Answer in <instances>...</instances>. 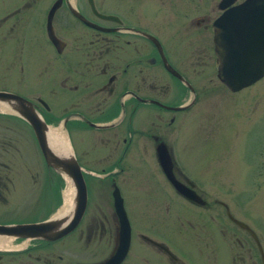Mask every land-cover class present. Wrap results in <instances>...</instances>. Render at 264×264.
<instances>
[{"label":"flooded vegetation","instance_id":"flooded-vegetation-1","mask_svg":"<svg viewBox=\"0 0 264 264\" xmlns=\"http://www.w3.org/2000/svg\"><path fill=\"white\" fill-rule=\"evenodd\" d=\"M242 3L0 0V227L51 217L63 227L76 220L74 194L69 210L59 214L67 177L46 165L40 153L34 132L42 125L48 144L52 131L60 135L62 149L52 150L73 156L85 186L84 208L61 236L19 238L0 229V264H189L183 247L172 243L175 212L162 225L160 214L142 208L131 216L127 209L129 193L117 179L128 181L130 165L123 159L134 151L150 160L149 173L157 180L151 194L138 195L167 198L171 206L176 198L184 200L188 237L200 232L207 239L218 227L220 262L207 253V264H264V240L253 220L239 217L241 203L254 199L258 177L264 176L258 83L232 91L217 77V82L195 80L199 72H217L212 44L217 18L223 17V38L230 37L225 48H253L252 27L233 12ZM199 104L206 117L200 146L192 127ZM241 109L240 126L232 118ZM22 114H34L41 125ZM243 134L248 136L240 149ZM234 135L236 142L229 144ZM194 142L200 165L193 164L196 174L184 173L175 148L185 153ZM160 143L171 160L172 178L187 196L160 170L155 150ZM110 152L115 156L104 160ZM162 179L164 192L156 186ZM62 182L66 186L59 194ZM101 184L110 189L99 192ZM114 189L122 217L112 201ZM31 212V220L18 217ZM191 213L201 214V225ZM209 243L215 254L214 241Z\"/></svg>","mask_w":264,"mask_h":264},{"label":"water","instance_id":"water-1","mask_svg":"<svg viewBox=\"0 0 264 264\" xmlns=\"http://www.w3.org/2000/svg\"><path fill=\"white\" fill-rule=\"evenodd\" d=\"M237 14L238 18L243 19V22L248 21L249 26L252 27V30L248 32V37L250 42L253 44V48H242L235 46L230 48L231 50L224 47L223 43L230 41L229 35L223 38V17L217 18L212 24L214 28L213 32V42L214 45V55L217 59L216 64L218 69L216 72V77L220 82L232 91H235L244 86H248L249 83L253 81H258L260 78L264 77V0H244L241 6L237 7L234 11ZM239 35V34H238ZM225 36V34H224ZM247 37H242V39ZM235 40V38H233ZM238 41L237 39L234 44ZM237 49V50H236ZM248 50L246 53H233L234 50L239 51ZM34 115V114H33ZM31 114H25L22 116L24 119H27L31 124H40L39 118ZM44 126L42 129H35L34 135L37 140L36 144L40 148V153L43 155L46 165H51L54 169L57 170V173L65 175L69 180L70 184L73 185L72 194H74V209L78 210L76 212V220L78 219L81 210L84 208L85 200V186L82 182L81 174L79 173L78 166L74 163V158L71 154L58 153L54 152L51 146L48 144L45 135L43 133ZM163 144L160 143L156 147L157 150L156 160H158L159 168L163 171L164 177L170 181L174 189H176L181 195L187 196L189 193L184 189L183 184L181 185L177 180L172 178L171 173V160L168 159V154L166 149L163 148ZM112 192L114 199L112 200L116 209L119 210V215L122 217L123 212L122 205L120 202V197L116 190ZM75 220V221H76ZM74 217L72 222H68L65 226L60 227V219L56 217H51L50 219L43 220L41 222L26 223V224H17L11 226L0 227L3 233L11 235H17L21 237H34L39 236L48 237L47 233H50L53 238L58 235H62L64 232H67L68 229H71L75 223ZM244 227V226H243ZM247 228V227H244Z\"/></svg>","mask_w":264,"mask_h":264},{"label":"rangeland","instance_id":"rangeland-1","mask_svg":"<svg viewBox=\"0 0 264 264\" xmlns=\"http://www.w3.org/2000/svg\"><path fill=\"white\" fill-rule=\"evenodd\" d=\"M214 70L212 72H207V74H202V73H198V77L196 78L195 74H192V76L195 75V80L196 81H206L208 79H210L211 81H216L217 82V78L216 75H214ZM258 93H259V104H260V114H261V124H262V134H263V144H264V77L258 80ZM219 102V100L216 98L215 102ZM214 103V106L216 105V103ZM199 107V117H197L194 121V124L192 125V127L198 131V137L196 139L197 144L200 146L202 143V139L203 137L200 135V133L203 132V130L205 129L204 127V123H206V117L202 116V111H201V107L200 104L197 106ZM242 109L237 112V115L240 116L242 115ZM234 117L232 118L233 121H237V124L239 123V125L241 126L242 122L244 121L243 116L240 117ZM210 122H214L212 119H209ZM167 123V122H166ZM252 123V122H251ZM252 127V124L250 125V128H248L245 132L249 131ZM238 128V125H234L233 129L236 130ZM253 131H256V129H254ZM126 135V134H125ZM244 137L242 139V141L240 142V149L241 147L243 148L244 145H241L242 142L245 140V138L248 136L246 134H243ZM237 138L234 135L231 136L230 141L232 144L234 142H236ZM181 143V138L179 140H177V144L180 145ZM248 143V142H247ZM245 143V144H247ZM194 144L195 142L192 144V147L190 149L187 148V150L185 151V153H183V151H179L178 148H175L177 151L175 153V157L176 159L179 160L180 165V169L184 172L187 173V169L196 174L197 171L196 169L193 167V164H195V162L198 160L199 165H200V159H198L199 157V151L197 149L194 148ZM23 152V149H22ZM116 153L110 152L109 155L105 156L104 160H108L109 158L111 159V157L115 156ZM143 158H140V153L138 154L137 151L134 152H130L129 154L126 155V157L123 159L125 161L128 162V164L130 165L129 168V178L128 181L123 182L122 178L123 177H119V179H117V181L120 183L119 185H123L124 186V191L126 193H129V195L127 196V202L128 205H126L131 214V216L135 215L134 212H131L134 209H148L149 211H151V213H155V214H160L161 215V221H162V225L164 224H168V215L173 214V212H175L176 217L174 220H172V227L170 230H172L173 232H175L176 236L174 238L173 246H177V247H183V249L185 250V260H187L189 262V264H207L210 260L207 257V253H212V256H214L217 259V262H220V260L218 259L220 254L221 249L217 246L219 245V243L216 244V242L218 241L217 238V231L218 227H214L215 229H212V235L211 237H207V239H204V236H201L199 232V234L197 236H190L188 237L187 233L190 231L189 229L185 228L186 226V216L190 215L189 212H186V208L187 205L186 202L179 198H176V205L171 206V203L173 204V201L170 203V201L165 198H161L160 196H157L155 198H144L143 196L141 197L140 195H142V193H152L154 191L153 185L157 182L156 178L152 177V175L149 173L150 167L152 166L151 164H149L150 160H148V158H145L146 155L142 154ZM30 156V160L34 159V156ZM145 162H143V161ZM260 160V158H259ZM150 166H148V165ZM146 167H149L146 168ZM143 168V169H142ZM146 168V169H145ZM145 170L144 174L147 173L146 177L142 178V174L140 170ZM200 172H202L200 170ZM154 176H158L154 175ZM163 180V179H162ZM161 183H158L156 186H158L157 188L160 189V192H164V188L167 186L164 183V180ZM65 183L62 182L60 184V192L59 194H61V192L65 189L64 185ZM216 184V183H215ZM215 184H210L212 186H210V188H217ZM258 191L256 192V195L254 197L253 200H248V201H244L241 203V210H240V216L243 221H245V219H251L253 220V226H256L257 229V234L258 236L262 237V239L264 240V176H259L258 177ZM110 189L109 184H101L100 190L99 192H107V190ZM92 191H95L92 189ZM140 194V195H138ZM65 194H62V196ZM166 203H168L167 205H165ZM142 206V207H141ZM34 212H31L29 215L26 214H20V216L18 217H25L26 219L31 220L34 216ZM192 214V213H191ZM193 215V214H192ZM201 214L200 213H195L192 217V219H197L199 220V224L201 225L202 221H201ZM216 217V216H215ZM214 217V218H215ZM183 222V223H182ZM199 225V226H200ZM191 232V231H190ZM189 232V234H190ZM214 232V233H213ZM201 236V237H200ZM208 241V246L203 248L202 247V241ZM210 240L214 241V246L217 248L216 249V253L213 254L214 249H212V244L209 243ZM210 244V245H209ZM212 249V250H211ZM207 251V252H205Z\"/></svg>","mask_w":264,"mask_h":264},{"label":"bare ground","instance_id":"bare-ground-1","mask_svg":"<svg viewBox=\"0 0 264 264\" xmlns=\"http://www.w3.org/2000/svg\"><path fill=\"white\" fill-rule=\"evenodd\" d=\"M0 110H4V107L3 106H0ZM50 137H51V139H50V143H49V145L51 146V148L53 149V150H55L54 148H59V149H62V144L60 143L61 142V140H60V135L56 132V131H52L51 133H50ZM59 139L57 142H56V139ZM57 143V146L55 145L54 146V144H56ZM69 180L70 179H68V178H66V181H67V186H66V189H65V191H64V206L61 208V211L59 212V214H61V213H63V212H65V211H67V210H69L68 209V207H69V205H68V203H70L69 201H70V198H71V194H72V190H73V185L72 184H70V182H69ZM74 196V195H73ZM71 204V203H70ZM73 206V205H72ZM59 226H60V224H59Z\"/></svg>","mask_w":264,"mask_h":264}]
</instances>
